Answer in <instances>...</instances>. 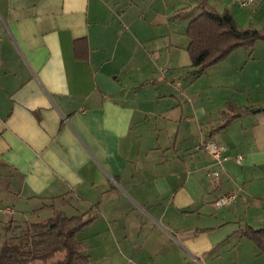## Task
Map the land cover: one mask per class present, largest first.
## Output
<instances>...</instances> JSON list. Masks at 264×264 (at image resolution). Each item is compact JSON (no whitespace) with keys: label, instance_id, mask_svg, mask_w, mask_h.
I'll use <instances>...</instances> for the list:
<instances>
[{"label":"crops","instance_id":"1","mask_svg":"<svg viewBox=\"0 0 264 264\" xmlns=\"http://www.w3.org/2000/svg\"><path fill=\"white\" fill-rule=\"evenodd\" d=\"M241 1L207 4L264 30V0ZM199 5L0 0L2 234L59 212L92 219L76 234L86 264H264L244 236L264 230V40L198 71ZM228 104L254 111L222 127Z\"/></svg>","mask_w":264,"mask_h":264},{"label":"trees","instance_id":"2","mask_svg":"<svg viewBox=\"0 0 264 264\" xmlns=\"http://www.w3.org/2000/svg\"><path fill=\"white\" fill-rule=\"evenodd\" d=\"M201 13L191 20L186 29L190 39L188 52L193 67L203 72L225 60L235 49L252 48L256 41L264 40V30L241 29L227 12H217L207 4V0H198ZM83 40L74 42V53L78 57V48ZM222 113L226 126L232 119L253 112V109L241 110L228 104ZM84 215L66 216L55 212L45 222L26 223L5 227L8 234L0 247V264H86L87 256L82 253L83 246L76 234L91 222ZM14 222V221H13ZM25 228L22 234L20 231ZM244 236L250 239L264 252V230L247 228Z\"/></svg>","mask_w":264,"mask_h":264},{"label":"built area","instance_id":"3","mask_svg":"<svg viewBox=\"0 0 264 264\" xmlns=\"http://www.w3.org/2000/svg\"><path fill=\"white\" fill-rule=\"evenodd\" d=\"M251 1L252 0H242L240 4L242 6H247ZM201 147L218 163H222L223 161L228 159V156L226 155V150H227L226 147L217 145L213 141L210 140L205 141L202 143ZM236 159L240 160L241 156H237ZM210 174L213 175L214 177H217L219 176V171L214 170L211 171ZM237 196L238 194L236 192L223 194L214 201V204L217 207L228 206L236 200ZM0 213L7 214L8 209L0 208Z\"/></svg>","mask_w":264,"mask_h":264},{"label":"rangeland","instance_id":"4","mask_svg":"<svg viewBox=\"0 0 264 264\" xmlns=\"http://www.w3.org/2000/svg\"><path fill=\"white\" fill-rule=\"evenodd\" d=\"M6 223H8V228H9V227H11V225L13 224V221H8V222H6ZM6 223H5V224H6ZM24 230H25V228H22V230L20 231V234H22ZM2 231H3V230H2ZM2 231H0V233H1L0 237H2V235H3V236H6L5 239H7L8 234L6 233V234L4 235V232H3V234H2ZM0 243H1V240H0Z\"/></svg>","mask_w":264,"mask_h":264}]
</instances>
